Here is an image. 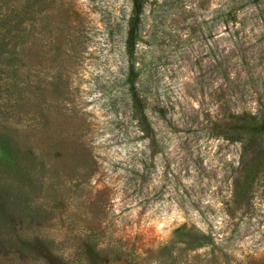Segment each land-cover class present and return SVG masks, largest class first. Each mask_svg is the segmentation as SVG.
I'll return each instance as SVG.
<instances>
[{"label":"rangeland","instance_id":"rangeland-1","mask_svg":"<svg viewBox=\"0 0 264 264\" xmlns=\"http://www.w3.org/2000/svg\"><path fill=\"white\" fill-rule=\"evenodd\" d=\"M261 122L264 0H0V264H264Z\"/></svg>","mask_w":264,"mask_h":264},{"label":"trees","instance_id":"trees-1","mask_svg":"<svg viewBox=\"0 0 264 264\" xmlns=\"http://www.w3.org/2000/svg\"><path fill=\"white\" fill-rule=\"evenodd\" d=\"M133 5L136 7V11L138 12V10L142 7L144 0H132ZM138 14L135 12L134 13V19H137ZM135 26L133 25L131 27V29L129 30L128 36H129V40L130 43L133 42V39L135 37ZM136 78H137V73L135 71V69L133 67L130 68V70L127 73V78H126V84L129 86L130 88V92L132 91L134 93V101L137 105V109L138 112L141 115L142 118V127L140 129H144V130H140L142 133L146 134L147 132H151V126L149 125L148 121L146 120V115L144 114V110L141 104V100L140 98L137 96L136 92H135V83H136ZM146 127V130H145ZM257 129L259 131L260 134L264 135V122L261 123H257ZM148 136V134H147ZM84 157L86 158V160L88 159L87 156L84 155Z\"/></svg>","mask_w":264,"mask_h":264}]
</instances>
